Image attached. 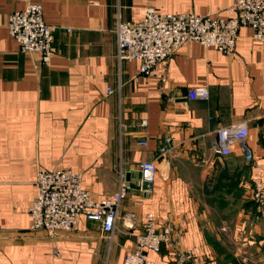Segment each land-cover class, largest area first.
I'll return each mask as SVG.
<instances>
[{"label":"crops","instance_id":"1","mask_svg":"<svg viewBox=\"0 0 264 264\" xmlns=\"http://www.w3.org/2000/svg\"><path fill=\"white\" fill-rule=\"evenodd\" d=\"M234 1L0 0V264H122L148 212L159 223L186 222L180 244L197 264H242L240 249L226 246L244 239L264 264V211L249 201L252 163L264 169V45L246 26L231 55L187 42L156 65L160 79L116 57L117 22L139 20L146 6L225 18ZM28 3L57 27L44 65L8 31L9 14ZM194 86L208 98L186 102ZM242 121L251 165L238 146L229 157L212 149L219 128ZM141 160L157 167L147 194L138 185ZM57 168L81 172L95 198L111 195L124 171L130 191L111 240L84 217L73 231L30 229L36 171ZM149 255L157 264L171 258L165 246Z\"/></svg>","mask_w":264,"mask_h":264},{"label":"built area","instance_id":"2","mask_svg":"<svg viewBox=\"0 0 264 264\" xmlns=\"http://www.w3.org/2000/svg\"><path fill=\"white\" fill-rule=\"evenodd\" d=\"M227 9L231 14L224 18L213 13L174 14L146 6L139 20L117 22L116 57L120 62H137L138 75L160 79L162 75L155 72L156 65L167 61L187 42H197L203 47H213L225 55H231L236 48L239 29L246 26L252 30V38L264 45V0H235ZM7 27L20 52L38 54V65L50 62L54 53L53 41L57 27L44 21L40 4L28 3L23 9L11 12ZM208 96L206 87L194 86L188 88L185 101L206 100ZM248 133L246 121L219 128L212 147L213 152L221 157H229L233 154L234 147L238 146L245 163L251 165L252 152L246 144ZM164 142L159 149L160 155L167 152L170 137H164ZM252 167L254 174L251 175L249 201L258 212H263L264 169L260 165L253 166V163ZM138 168L139 189L145 194L151 193L157 172L155 161L141 160ZM35 184L37 195L28 208L30 229H43L48 234L55 235L76 230L79 219L84 217L98 222L100 232L109 240L121 218L122 202L130 191L124 171L119 173L116 190L101 198H95L83 186L81 172L70 168L50 171L38 169ZM185 225L184 220H180L178 224L172 220L159 223L153 213H146L141 232L136 235L122 264H157L149 252L160 254L162 246L166 247L171 256L169 264H197L195 253L180 244ZM224 226L222 230L225 229Z\"/></svg>","mask_w":264,"mask_h":264},{"label":"rangeland","instance_id":"3","mask_svg":"<svg viewBox=\"0 0 264 264\" xmlns=\"http://www.w3.org/2000/svg\"><path fill=\"white\" fill-rule=\"evenodd\" d=\"M249 246H252L249 242H248V239H244L241 240L240 242H238V245L235 246L234 243H227V246L226 248L230 251L232 250L233 248L236 247V250L237 249H240L238 252L241 256H238L239 259H240V262H242V264H260L258 261H257V253L254 251V249L250 248ZM249 248V249H248Z\"/></svg>","mask_w":264,"mask_h":264},{"label":"trees","instance_id":"4","mask_svg":"<svg viewBox=\"0 0 264 264\" xmlns=\"http://www.w3.org/2000/svg\"><path fill=\"white\" fill-rule=\"evenodd\" d=\"M229 257V256H228ZM229 259H230V257H229Z\"/></svg>","mask_w":264,"mask_h":264}]
</instances>
